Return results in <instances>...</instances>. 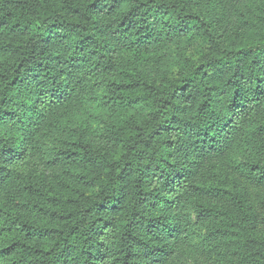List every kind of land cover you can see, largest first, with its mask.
Here are the masks:
<instances>
[{
  "label": "trees",
  "instance_id": "obj_1",
  "mask_svg": "<svg viewBox=\"0 0 264 264\" xmlns=\"http://www.w3.org/2000/svg\"><path fill=\"white\" fill-rule=\"evenodd\" d=\"M263 190L264 0H0V264H264Z\"/></svg>",
  "mask_w": 264,
  "mask_h": 264
},
{
  "label": "rangeland",
  "instance_id": "obj_2",
  "mask_svg": "<svg viewBox=\"0 0 264 264\" xmlns=\"http://www.w3.org/2000/svg\"><path fill=\"white\" fill-rule=\"evenodd\" d=\"M254 2L258 3V2H261L262 0H253ZM182 47H185V45H183ZM128 58V56H127ZM133 56L130 57V59H132ZM145 61H148L150 62L151 64H165L167 63V65H170L172 66L173 64V61H174V55L171 53V52H166L165 54H160L158 53V55L154 56V57H150V58H146ZM158 62V63H157ZM150 64V66H151ZM53 143H54V139L51 138L49 140L46 141V147H52L53 146ZM263 191H261V193H263ZM264 211H262L263 213ZM192 213V216H193V219L195 218V215L193 213V211L191 212ZM262 231L264 232V228L262 229ZM195 233L196 235L199 234V233H204L203 231L199 230L198 228L195 229ZM190 261L187 260V263H189Z\"/></svg>",
  "mask_w": 264,
  "mask_h": 264
}]
</instances>
